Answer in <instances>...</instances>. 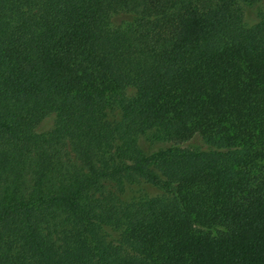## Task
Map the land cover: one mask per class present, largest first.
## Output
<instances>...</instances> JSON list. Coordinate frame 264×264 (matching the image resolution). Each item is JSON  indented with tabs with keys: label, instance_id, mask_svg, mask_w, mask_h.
<instances>
[{
	"label": "trees",
	"instance_id": "obj_1",
	"mask_svg": "<svg viewBox=\"0 0 264 264\" xmlns=\"http://www.w3.org/2000/svg\"><path fill=\"white\" fill-rule=\"evenodd\" d=\"M0 264H264V18L0 0Z\"/></svg>",
	"mask_w": 264,
	"mask_h": 264
},
{
	"label": "rangeland",
	"instance_id": "obj_2",
	"mask_svg": "<svg viewBox=\"0 0 264 264\" xmlns=\"http://www.w3.org/2000/svg\"><path fill=\"white\" fill-rule=\"evenodd\" d=\"M239 6L242 12L243 23L247 27H252L264 18V1L247 2L246 0H239ZM53 124V117H46L38 126V132H44L51 128ZM139 146L145 154H150L165 146V143L154 142L149 137L142 136L138 140ZM187 148H205L203 141L199 137H194L191 140L182 144ZM157 190L147 184L135 185L127 189L128 197H151L155 195Z\"/></svg>",
	"mask_w": 264,
	"mask_h": 264
}]
</instances>
